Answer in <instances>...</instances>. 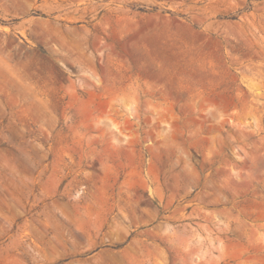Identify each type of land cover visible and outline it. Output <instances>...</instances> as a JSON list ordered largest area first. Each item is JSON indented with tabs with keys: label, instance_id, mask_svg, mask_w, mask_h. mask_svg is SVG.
I'll return each instance as SVG.
<instances>
[{
	"label": "rangeland",
	"instance_id": "obj_1",
	"mask_svg": "<svg viewBox=\"0 0 264 264\" xmlns=\"http://www.w3.org/2000/svg\"><path fill=\"white\" fill-rule=\"evenodd\" d=\"M0 264H264V0H0Z\"/></svg>",
	"mask_w": 264,
	"mask_h": 264
}]
</instances>
